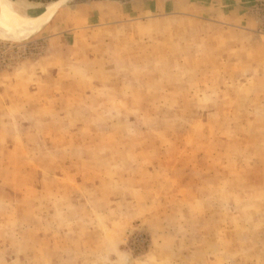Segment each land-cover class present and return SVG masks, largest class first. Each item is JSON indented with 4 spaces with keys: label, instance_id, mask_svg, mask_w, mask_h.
I'll return each mask as SVG.
<instances>
[{
    "label": "rangeland",
    "instance_id": "374dc122",
    "mask_svg": "<svg viewBox=\"0 0 264 264\" xmlns=\"http://www.w3.org/2000/svg\"><path fill=\"white\" fill-rule=\"evenodd\" d=\"M54 3L0 37V264H264V0Z\"/></svg>",
    "mask_w": 264,
    "mask_h": 264
},
{
    "label": "bare ground",
    "instance_id": "6f19581e",
    "mask_svg": "<svg viewBox=\"0 0 264 264\" xmlns=\"http://www.w3.org/2000/svg\"><path fill=\"white\" fill-rule=\"evenodd\" d=\"M58 3L51 4L44 13L37 17H27L17 12L10 0H0V37L15 40L33 33L58 10Z\"/></svg>",
    "mask_w": 264,
    "mask_h": 264
},
{
    "label": "trees",
    "instance_id": "16d2710c",
    "mask_svg": "<svg viewBox=\"0 0 264 264\" xmlns=\"http://www.w3.org/2000/svg\"><path fill=\"white\" fill-rule=\"evenodd\" d=\"M27 1L33 2V3H38V4L49 5V4L54 3L58 0H27Z\"/></svg>",
    "mask_w": 264,
    "mask_h": 264
},
{
    "label": "crops",
    "instance_id": "0c3cea01",
    "mask_svg": "<svg viewBox=\"0 0 264 264\" xmlns=\"http://www.w3.org/2000/svg\"><path fill=\"white\" fill-rule=\"evenodd\" d=\"M17 2H19V7L21 9H25V6H27V4H30L31 2L27 1V0H17Z\"/></svg>",
    "mask_w": 264,
    "mask_h": 264
}]
</instances>
